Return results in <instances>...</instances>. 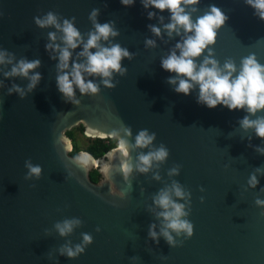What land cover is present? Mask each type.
Wrapping results in <instances>:
<instances>
[{"label":"water","instance_id":"95a60500","mask_svg":"<svg viewBox=\"0 0 264 264\" xmlns=\"http://www.w3.org/2000/svg\"><path fill=\"white\" fill-rule=\"evenodd\" d=\"M212 6L226 19L214 43L194 58L197 65L209 51L221 68L231 59L237 73L250 54L264 65V20L246 0H198L185 11L195 22ZM49 12L61 27L71 21L81 36L78 47L69 49V67L63 72L70 73L73 62L86 64L79 53L88 34L95 32V24L108 23L117 35L98 43L128 51L120 61L123 74L82 72L98 91L81 93L73 84V97L64 96L57 87V76L63 74L57 68L59 50L46 49L48 44L65 47L63 32L35 22ZM149 12L154 13L151 19ZM169 22L167 10L145 8L142 0L127 6L120 0H0L5 59L0 64V264H264V204L256 203L264 201V153L257 151L264 149V138L240 125L245 116H264V110L253 115L222 105L208 108L197 103L198 85L188 95L177 93V85L168 83L176 74L164 70L161 61L172 51L179 55L175 45L192 33L178 28L179 35L173 31L169 36L164 28ZM150 26L160 28V35ZM49 33H55V41ZM20 60L40 64L28 77L5 76ZM36 73L40 79L29 89ZM105 79L114 87H107ZM78 125L86 138L111 139L117 146L119 139L127 140L129 156L122 157L117 147L99 159L85 151L70 156L64 133ZM125 128L130 136L124 135ZM142 130L155 138L145 148L133 147ZM114 131L119 135L113 136ZM161 145L168 150L165 161L138 171L139 155ZM81 154L90 157L86 166L77 162ZM122 160L132 166L127 176ZM26 162L40 167L39 177L29 175ZM177 166L178 174L169 175ZM91 171L99 176L96 184L88 179ZM251 176L255 187L249 185ZM173 182L188 194L181 199L170 193L184 205L187 215L180 219L192 225V232L167 229L169 243L162 234L166 222L158 216L163 209L154 198ZM72 219L79 225L61 236L55 225ZM84 234L91 243H84ZM77 245L84 251L74 257L62 254Z\"/></svg>","mask_w":264,"mask_h":264},{"label":"clouds","instance_id":"9594fccd","mask_svg":"<svg viewBox=\"0 0 264 264\" xmlns=\"http://www.w3.org/2000/svg\"><path fill=\"white\" fill-rule=\"evenodd\" d=\"M120 2L127 6L133 0H120ZM142 2L145 8L151 6L161 12L167 10L170 13V22L164 25L169 36H171L173 31H177L178 28H182L185 33H192L191 35H187L182 43L175 45L176 49L179 50V55L175 51H172L167 58L161 61V67L164 70L176 74V77L169 78L168 83L177 85L174 89L177 93L188 95L190 90L198 85L199 95L197 103H203L208 108H215L217 105H222L229 110L246 109L248 113L253 115L260 110H264V65H261L257 61L254 54H250L241 60L238 73L231 59L226 60L221 68L218 65V61L211 58V51H209L208 56L204 57L199 66L195 62L194 58L199 57L208 45L214 43L216 29L226 19L219 8L215 6L210 7L209 12L198 17L193 22L191 14L185 11V6L195 5L198 3V0H142ZM246 3L255 10V14H258L260 19L264 20V0H246ZM96 15L97 10L94 9L90 15V19L94 21ZM153 15L154 13L149 12V19ZM35 22L40 27L51 25L63 32V43L65 47L60 48L54 44L46 45V49L51 48L53 51L59 50V63L57 68L63 72L64 69L69 67V59L71 56L69 49L77 48L81 42L79 31L69 20H64L63 26L61 27L57 23V17L51 12L43 19H36ZM150 28L155 35H160V28L155 26H150ZM110 35H117L110 24H95V32L88 34L87 42L83 44V50L79 53V56L86 58V64L73 62L70 73L63 72V74L57 76L58 90L64 96L69 99L73 97V84L79 88L81 93H96L98 91L96 84L91 81L85 82L82 72L100 75L101 77H110L112 72H121L123 74L120 61L123 57L129 56L128 51L121 48L118 44L111 47H103L98 43L102 38L107 40ZM177 35H179L178 31ZM49 39L55 41V33H49ZM146 44L154 46V41L148 40ZM91 49H96V51L92 52L90 51ZM2 63H5V59L4 54L0 53V64ZM7 63H11V59ZM39 64V60H33L31 62L20 60L11 68L10 72L5 73V76L20 75L28 77L29 71L38 67ZM234 73H236L235 76L233 75ZM70 76L71 79L69 78ZM39 79V73L32 75L28 85L29 89L35 87ZM103 83L107 87H114L107 79ZM13 88L16 91H20L15 85ZM73 102L76 103V101ZM240 125L244 129L253 128L258 137L264 138V116H258L254 120L245 116L240 121ZM123 132L125 136L131 135L129 128L123 129ZM112 135H119V131H114ZM154 138L155 134L149 135L147 130H142L137 134L133 147L145 148L152 143ZM129 147L127 140L123 138L119 139L117 148L122 154V157L127 158L129 156ZM257 151L264 153V149L261 148H257ZM167 156L168 150L161 145L155 151H149L147 154L139 155L136 167L140 172H147L152 166L153 161L163 162ZM76 159L79 164L86 166L90 157L86 154H81ZM92 163L94 164L95 161L93 160ZM122 165L124 174L127 176L132 171V166L124 160H122ZM26 167L29 169V175L39 177L41 172L39 166H32L26 162ZM178 171L179 167H174L169 171V175H176ZM155 178L159 179V176ZM256 183V177L251 176L249 185L255 187ZM170 193L181 199L185 198L188 194L182 190L178 183L173 182L171 189L161 190L154 198V203L163 209V211L158 213V216L162 217L166 222L162 234L169 243H172V237L169 235L167 229H171L177 233L183 230L191 235L192 225L180 219L182 216L187 215L183 210L184 205L174 202ZM256 203L260 205L264 204V201L257 200ZM79 223L80 221L78 219L65 220L63 223H57L55 228L61 236H64L70 233L73 227L79 225ZM149 235L153 239L156 237V233L152 231L151 227L149 229ZM83 240L85 244H89L92 238L90 235L84 234ZM83 251L84 248L81 245H77L75 250L71 248L62 249V254L66 252L68 257H74Z\"/></svg>","mask_w":264,"mask_h":264},{"label":"trees","instance_id":"16d2710c","mask_svg":"<svg viewBox=\"0 0 264 264\" xmlns=\"http://www.w3.org/2000/svg\"><path fill=\"white\" fill-rule=\"evenodd\" d=\"M79 132L82 133V127L80 125L77 126ZM65 136L70 140L71 150L69 152L70 156H75L78 151H85L90 154L94 159L101 158L107 152L112 149H115V141L111 139H91L89 143L84 147L83 150H78L76 145L73 143V135L71 131H66ZM88 179L92 184H96L99 180V176L96 171H91L88 173Z\"/></svg>","mask_w":264,"mask_h":264},{"label":"rangeland","instance_id":"374dc122","mask_svg":"<svg viewBox=\"0 0 264 264\" xmlns=\"http://www.w3.org/2000/svg\"><path fill=\"white\" fill-rule=\"evenodd\" d=\"M69 131L72 132L73 143L76 145L78 150H83L84 147L89 143V140H91L90 138H86L83 135V133L79 132L78 129H77V126L71 128ZM115 146L117 147L116 141H115Z\"/></svg>","mask_w":264,"mask_h":264},{"label":"bare ground","instance_id":"6f19581e","mask_svg":"<svg viewBox=\"0 0 264 264\" xmlns=\"http://www.w3.org/2000/svg\"><path fill=\"white\" fill-rule=\"evenodd\" d=\"M118 147V146H117ZM118 149V148H117ZM119 151V150H118ZM94 165V164H93Z\"/></svg>","mask_w":264,"mask_h":264},{"label":"flooded vegetation","instance_id":"af4514ba","mask_svg":"<svg viewBox=\"0 0 264 264\" xmlns=\"http://www.w3.org/2000/svg\"><path fill=\"white\" fill-rule=\"evenodd\" d=\"M114 141V140H113Z\"/></svg>","mask_w":264,"mask_h":264}]
</instances>
